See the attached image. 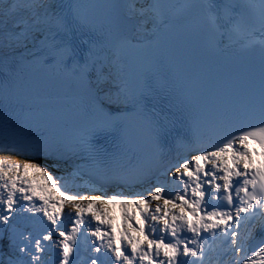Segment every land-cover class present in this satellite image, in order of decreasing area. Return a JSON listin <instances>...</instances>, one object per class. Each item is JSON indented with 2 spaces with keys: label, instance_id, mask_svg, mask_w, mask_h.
I'll use <instances>...</instances> for the list:
<instances>
[{
  "label": "snow or ice",
  "instance_id": "snow-or-ice-1",
  "mask_svg": "<svg viewBox=\"0 0 264 264\" xmlns=\"http://www.w3.org/2000/svg\"><path fill=\"white\" fill-rule=\"evenodd\" d=\"M0 264H264V0H0Z\"/></svg>",
  "mask_w": 264,
  "mask_h": 264
}]
</instances>
